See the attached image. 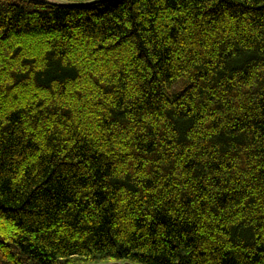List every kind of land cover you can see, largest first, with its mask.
Segmentation results:
<instances>
[{
  "label": "trees",
  "instance_id": "16d2710c",
  "mask_svg": "<svg viewBox=\"0 0 264 264\" xmlns=\"http://www.w3.org/2000/svg\"><path fill=\"white\" fill-rule=\"evenodd\" d=\"M107 261L264 264V0H0V264Z\"/></svg>",
  "mask_w": 264,
  "mask_h": 264
},
{
  "label": "water",
  "instance_id": "95a60500",
  "mask_svg": "<svg viewBox=\"0 0 264 264\" xmlns=\"http://www.w3.org/2000/svg\"><path fill=\"white\" fill-rule=\"evenodd\" d=\"M34 1H41L50 5L54 6H66V7H85L96 3H104L111 0H91L86 2H68L62 0H34ZM85 264H137L131 263L128 261H107V262H92V263H85Z\"/></svg>",
  "mask_w": 264,
  "mask_h": 264
},
{
  "label": "rangeland",
  "instance_id": "374dc122",
  "mask_svg": "<svg viewBox=\"0 0 264 264\" xmlns=\"http://www.w3.org/2000/svg\"><path fill=\"white\" fill-rule=\"evenodd\" d=\"M182 85H183V82L180 81L177 85L174 86L173 89H174V90H177V89H179Z\"/></svg>",
  "mask_w": 264,
  "mask_h": 264
}]
</instances>
